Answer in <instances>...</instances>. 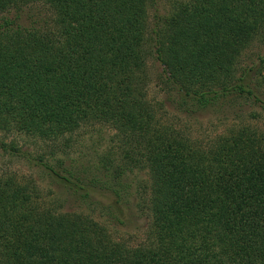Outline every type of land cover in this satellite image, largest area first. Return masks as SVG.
Wrapping results in <instances>:
<instances>
[{
  "label": "trees",
  "instance_id": "trees-1",
  "mask_svg": "<svg viewBox=\"0 0 264 264\" xmlns=\"http://www.w3.org/2000/svg\"><path fill=\"white\" fill-rule=\"evenodd\" d=\"M155 2L0 0V131L55 144L82 125L114 130L120 160L98 156L111 176L37 163L80 202L104 198L120 225L128 193L113 184L133 169L150 178L148 242L133 247L88 215L42 207L33 183L0 175V264H264V132L231 126L203 145L146 100L150 55L184 115L236 100L264 115V55L238 60L264 33V0L177 2L163 32L160 21L150 29L148 51ZM30 3L51 14L45 26L23 24ZM0 150L26 155L2 140Z\"/></svg>",
  "mask_w": 264,
  "mask_h": 264
},
{
  "label": "rangeland",
  "instance_id": "rangeland-1",
  "mask_svg": "<svg viewBox=\"0 0 264 264\" xmlns=\"http://www.w3.org/2000/svg\"><path fill=\"white\" fill-rule=\"evenodd\" d=\"M181 1L186 0H156L155 4L147 5L144 47H147L148 51L152 46L150 38L147 37L150 29L160 21L159 28L163 32L164 19L175 3ZM20 13L25 26L43 27L51 18V14L38 3H30ZM258 55H264V33L243 50L238 60L240 64L250 66L251 63L259 62ZM146 68L149 77L146 90L147 102L155 106L153 110L157 112V116L161 115L163 123L176 127L187 137L204 145L217 135L227 133L231 126L250 125L255 130L264 132L263 113L258 107L244 100L230 101L224 106L223 104L210 106L193 116L184 115V111L179 110L174 101V94H169L159 82L162 66L149 55ZM262 75H264V70ZM251 114H255V118H250ZM117 139L119 138L115 137L114 130L100 124L89 128H84L82 125L73 133H67L55 144L3 130L0 131V140L6 144H14L26 155L11 156L0 150V175L13 177L22 183H33L38 188L37 199L42 202V207L54 208L57 213L72 212L83 216L88 215L103 225L114 241L133 247L141 246L148 242L146 233L150 222L148 202L145 203L150 186V178L146 169H133L113 184L120 194L128 193L127 200H125L128 203L124 204L122 212L124 224L120 225L107 216V210L104 208L107 202L104 198L95 195L90 202H80L73 196L74 194L71 195V191H62L57 184L53 183L37 163V159L41 157L43 162L50 166L60 163L63 167L71 166L79 171L89 169L90 173L110 174L111 176V173L105 170L112 168L113 165L104 164L103 169L99 166L101 161L98 162V156L108 151L115 155L116 161L120 160L116 156L120 148ZM120 163V161L116 162V164Z\"/></svg>",
  "mask_w": 264,
  "mask_h": 264
}]
</instances>
